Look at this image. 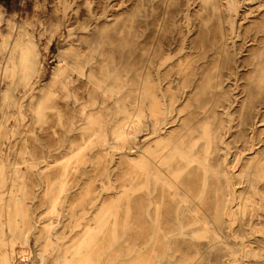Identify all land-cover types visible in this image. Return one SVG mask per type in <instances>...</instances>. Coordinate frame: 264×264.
I'll use <instances>...</instances> for the list:
<instances>
[{
    "label": "rangeland",
    "instance_id": "374dc122",
    "mask_svg": "<svg viewBox=\"0 0 264 264\" xmlns=\"http://www.w3.org/2000/svg\"><path fill=\"white\" fill-rule=\"evenodd\" d=\"M0 264H264V0H0Z\"/></svg>",
    "mask_w": 264,
    "mask_h": 264
}]
</instances>
